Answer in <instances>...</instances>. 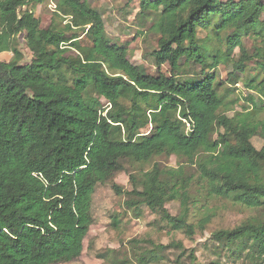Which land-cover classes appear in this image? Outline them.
Wrapping results in <instances>:
<instances>
[{
    "label": "trees",
    "instance_id": "trees-1",
    "mask_svg": "<svg viewBox=\"0 0 264 264\" xmlns=\"http://www.w3.org/2000/svg\"><path fill=\"white\" fill-rule=\"evenodd\" d=\"M33 1L0 0V53H13L0 61V264L79 259L97 186L113 181L124 161L159 155L185 159L209 196L256 213L213 235L246 252L249 264H264V144L258 149L252 141L264 140V79L244 81L259 100L249 95L252 106L229 116L238 99L224 100L214 73L199 81L180 77L185 64L205 67L209 60L212 68L232 59L234 72L245 74L258 59L264 71V0H138V16L160 36L153 56L170 75L134 64L128 43L112 41L90 0H55V15L66 22L47 28L22 10ZM200 28L215 46L202 42ZM20 35L33 54L29 63L22 62ZM245 36L262 43L251 55ZM130 180L128 207L147 206L173 229L195 234L193 179L183 165H155ZM112 188L122 192L114 182ZM172 200L180 201L177 215L166 207ZM210 221L203 217L199 228Z\"/></svg>",
    "mask_w": 264,
    "mask_h": 264
},
{
    "label": "rangeland",
    "instance_id": "rangeland-1",
    "mask_svg": "<svg viewBox=\"0 0 264 264\" xmlns=\"http://www.w3.org/2000/svg\"><path fill=\"white\" fill-rule=\"evenodd\" d=\"M90 3L103 15L107 33L112 41L118 44L128 43V55L134 64L144 65L152 75L171 74L168 64L159 66L156 63L153 53L158 49L160 36L149 30L150 20L145 22L138 16V0H90ZM56 9L55 0H34L22 8L23 11H33L43 28L49 27L53 20L57 24L66 22L63 17L55 15ZM209 34V30L199 29L198 36L202 42L215 46V37L210 34L209 38H206ZM243 40L250 55L254 53L255 47L262 46L254 36H245ZM18 45L24 54L22 62L29 63L33 54L21 35L18 37ZM222 48L225 49V45ZM234 55V59L240 57L239 48H236ZM12 57L11 52L0 53V61H10ZM231 60L222 61L212 68V60L207 61L205 67L190 62L185 64L180 76L182 80L191 78L199 81L214 73L224 100L229 103L238 99L233 110L226 111L229 116L236 111H242L243 107L252 106L248 100L249 95H254L255 99L259 100V95L247 89L244 81L254 77L258 80L264 79V71L261 70L258 59L247 63L245 74L234 72ZM103 102L106 105V100ZM149 129L147 127L143 132L148 133ZM252 141L258 149L264 144V140L259 136H255ZM155 165L161 169L183 165L184 175L188 180L193 179L190 187L189 218L195 227L193 236L173 229L147 206H141L138 210L128 207L126 201L130 197L127 191L132 189L130 177L138 178L141 173L151 170ZM123 166V170L116 173L113 181L100 184L96 188L93 203L94 223L85 241L83 255L75 261L63 264H249L244 256L246 252H234L235 244L219 242L213 234L219 230L235 228L256 214L254 211L232 199L209 196L197 167L174 155H159L149 162L142 163L126 160ZM113 182L122 188L121 193L112 188ZM166 207L172 215L180 213L179 200L167 202ZM207 215L211 216V221L201 230L200 220Z\"/></svg>",
    "mask_w": 264,
    "mask_h": 264
},
{
    "label": "crops",
    "instance_id": "crops-1",
    "mask_svg": "<svg viewBox=\"0 0 264 264\" xmlns=\"http://www.w3.org/2000/svg\"><path fill=\"white\" fill-rule=\"evenodd\" d=\"M7 53V52H6ZM9 53V52H8Z\"/></svg>",
    "mask_w": 264,
    "mask_h": 264
}]
</instances>
